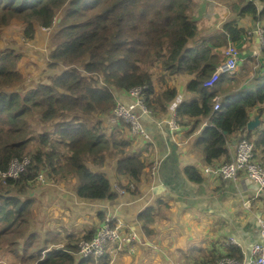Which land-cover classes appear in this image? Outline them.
Listing matches in <instances>:
<instances>
[{
  "label": "trees",
  "instance_id": "1",
  "mask_svg": "<svg viewBox=\"0 0 264 264\" xmlns=\"http://www.w3.org/2000/svg\"><path fill=\"white\" fill-rule=\"evenodd\" d=\"M61 8L65 12L50 37L47 62L48 69L60 71L48 77V82L19 90L24 82L19 68L22 54L11 47L0 49V170L7 169L13 157L30 156L26 171L17 179H8L0 189V250L11 246V264H106L109 260V248L100 258L78 260L77 244L70 241L51 247L43 238L44 246L39 248L29 233L34 200L10 193L25 192L29 184L36 182L38 173L45 171L52 181L70 182L76 178L75 192L82 199H116L108 175L87 165L91 161L101 168L105 154L113 148L116 173L134 183L133 188L128 182L121 186L137 194V183L148 166L146 154L126 153L127 140L117 139L112 133L106 135L99 121L87 123L79 117L95 115L100 120L98 114L109 113L115 105V91L147 85L145 106L164 113L166 104L176 95L174 87L165 86L166 78L194 75L186 91L196 99L178 105L176 121L182 124L185 118H209L198 140L208 164L220 159L229 161L226 145L230 138L244 134L241 129L250 119L251 109L257 110L258 119L264 112V74L257 71L258 67L252 82L260 78L262 84L230 102L224 101L228 97L224 93L217 110H213L217 89L202 86L219 61L213 51L223 44L219 37L224 42L239 40L246 33L238 26L244 16L264 21V0H238L232 6L235 16L222 24L221 32L201 41L196 38L191 0H0V30L20 21L23 37L32 40L37 29L52 27ZM260 54L264 56V48ZM152 69L158 70L156 84ZM226 85L230 90L237 89L240 81L229 80ZM154 86L161 88L156 91ZM151 94L153 99H149ZM34 120L51 125V129L34 135ZM259 122L261 128L248 130L245 136L254 143L255 156L258 153L264 165V121ZM32 140L38 147L29 152ZM184 173L191 180L201 179L192 166L185 167ZM104 216L98 214L100 224ZM154 217L153 206L138 214L142 231L150 239L154 237L150 228ZM94 233L88 229L81 238L89 239ZM19 240L22 243L17 248ZM222 257L241 261L243 253L238 246L228 244L209 263L203 260L196 264H215Z\"/></svg>",
  "mask_w": 264,
  "mask_h": 264
},
{
  "label": "crops",
  "instance_id": "2",
  "mask_svg": "<svg viewBox=\"0 0 264 264\" xmlns=\"http://www.w3.org/2000/svg\"><path fill=\"white\" fill-rule=\"evenodd\" d=\"M220 1H224V5L218 12L223 8L229 10L224 19L234 17L232 6L238 0ZM213 2L215 4V0ZM212 6L206 5L205 11L200 15H207ZM260 7L262 5L258 9ZM193 17L196 20L198 29L196 38L199 41L213 33L221 32L222 24L227 21L223 19L220 26L215 27L212 20L208 21L204 17L198 18L194 15ZM238 23L246 33L234 42L230 40L224 42L219 37V41L223 44L213 48V51L221 59L222 48L229 42L234 43L242 56L240 65L246 66L247 70L252 60L253 65L256 61L257 71L262 70L263 75L264 56L259 54L257 58H253L252 52L258 48L257 30L264 25V21H253L251 17L244 16ZM192 45L193 43L190 42V46ZM239 74L243 76L244 70ZM193 77L194 75H174L166 78L165 86L174 87L176 90L175 97L166 104V112L160 113L158 109L155 111L148 109L149 113L143 114L139 108L134 109L149 135L148 139L142 140L133 136L126 127L122 126V123L111 124L108 120L106 122L111 128L109 133H112L113 137L127 140V148L132 152L140 151L146 154L148 166L142 179L137 183V194L126 191L123 195L116 193L117 198L113 200L82 199L75 192L77 179L71 178L70 182L49 180L51 183L47 185L37 184L38 181L32 182L25 192L12 190L10 195L33 199L35 206L32 213L33 220L46 222L59 242H67L70 237L84 235L89 229L88 226H94L90 229L95 232L100 225L99 213L114 215L116 220L122 223L124 230H134L138 244L134 254L127 252L122 254L111 246L110 257L106 264H196L203 260V263H209L212 256H218V252L222 254L224 246L228 244L239 246L244 256L252 245L259 241L257 220L264 219V191L257 196L255 186L243 175L237 181H231L220 178L215 171H205L206 167H217L223 162V159H220L208 164L198 142L200 132L209 125L208 117L198 121L195 118H185L181 120L182 124L177 121L176 131L170 129L169 120L176 115L175 110L178 105L183 101L196 99L194 94L186 91V84ZM233 77H221L212 87L217 89L216 97L220 98V102L224 93H227L225 96H229L253 83L244 76L240 86L230 90L226 83ZM248 82L250 83L247 84ZM154 87L156 91L161 88ZM153 97L154 94H151L149 99ZM115 98L125 104L133 101L123 90L115 91ZM255 111V108L250 110V119L258 117L254 115ZM260 119L263 123L264 113L259 121ZM262 125L258 126L261 128ZM121 127L126 130L125 133ZM247 131L244 130L243 133L246 134ZM109 133L106 135H110ZM120 135L123 137L118 138ZM127 148H124L125 151ZM257 155L259 156L258 153ZM116 160L117 156L111 148L105 154L101 168L94 167L91 161L87 162L91 170L104 171L108 175L112 190L114 185H125L129 181L127 176H119L116 173ZM152 166H156L154 175L149 171ZM187 166H192L201 179L191 180L184 173V168ZM245 201H248V207L244 205ZM150 206H153L155 211L154 222L150 224L154 232V237L151 239L144 235L138 221V214ZM47 207H55V214L49 213ZM50 214L55 216L52 217V221H49ZM32 227L30 224V228ZM53 242L50 241L49 245L53 246Z\"/></svg>",
  "mask_w": 264,
  "mask_h": 264
},
{
  "label": "built area",
  "instance_id": "3",
  "mask_svg": "<svg viewBox=\"0 0 264 264\" xmlns=\"http://www.w3.org/2000/svg\"><path fill=\"white\" fill-rule=\"evenodd\" d=\"M259 45L256 50L252 52V57L257 58L264 48V26L258 27L257 30ZM242 56L234 43H227L222 48V58L219 59L211 74L204 79L202 85L205 88H212L216 82L223 76H236L239 74V65ZM257 67V62H254ZM147 90V85H137L128 89L127 93L133 101L129 104L121 101L115 102V105L109 113L98 114L100 119L111 124L125 123L128 125L127 129L133 136L140 137L142 140L149 138L141 124L138 115L134 109L139 108L141 113L148 114L149 111L144 103V93ZM213 110H217L221 106L220 98L215 97L213 100ZM169 127L171 130L178 129L176 115L169 120ZM230 144V145H229ZM230 159L227 162H222L217 167H206L205 171H215L222 179L237 181L243 175L247 181L255 186V194L260 195L264 191V165L255 156L254 143L249 141L245 134L239 135L235 144L231 141L226 145ZM30 165V156L23 155L22 157H13L7 169L0 170V181L5 183L8 179H17L24 173ZM151 175L156 172V166L150 168ZM36 181L43 185L50 184L47 179L45 171L39 172L36 176ZM129 187L133 188V183H128ZM114 192L117 194H124L127 190L121 185H114ZM246 207L249 206L248 201L244 202ZM258 237L259 241L254 243L249 252L244 255L241 261L222 257L215 264H264V219H258ZM123 225L119 220H116L114 215L107 213L104 220L99 225L93 236L89 239L81 238L77 242L78 260L89 257L100 258L104 255L108 246H114L117 251L124 254H134L136 252L138 237L134 230H124ZM233 242L234 239H233Z\"/></svg>",
  "mask_w": 264,
  "mask_h": 264
},
{
  "label": "rangeland",
  "instance_id": "4",
  "mask_svg": "<svg viewBox=\"0 0 264 264\" xmlns=\"http://www.w3.org/2000/svg\"><path fill=\"white\" fill-rule=\"evenodd\" d=\"M209 4H211L213 6L210 8L208 14L205 16H201L200 13L204 12L206 9V5H209ZM222 5H224V1H220V0H215V4H214L213 0H191V11L193 12L194 16H196L198 18H199V16L204 17L208 21L212 20L213 25L215 27L216 26L219 27L220 24L224 20H227L224 18L226 16L225 14H227V12L229 11L227 8H223L221 10V12H218V10L220 8H222ZM64 12H65V9L61 8L56 13V17H55V20H54L52 27H50L48 29H46V28L37 29L36 33L34 35V38L32 40L27 41L23 37V35H22V31H23L22 27L23 26H22L20 21H13L10 25L4 26L1 28V30H0V33H1V35H0V49H3L4 47H11V48L16 49L18 52H20L22 54L21 61L19 64V68H20V71L23 75L24 82H23V85L19 88V90H21V88H23L24 86L25 87H32V86H35L39 83L48 82V77H50L51 75H56V73L60 71L57 69H52V70L48 69L47 68V62L49 60V51L51 49L50 37L53 34V32L55 31V29H58V24L60 22L61 17L64 14ZM248 66H249V69L246 70V66L241 64L240 65V67H241L240 73H241V70H244V72L247 71V73H244L243 76L241 74H238L237 77L234 76L233 78H231V80L238 79L241 82L243 77L246 76V78L250 81L253 79V77L255 75H258L254 70L255 66L253 65V60H252V63L249 64ZM151 73L153 74V77H152L153 82L156 83L158 81V77H159L158 70L152 69ZM223 77H228V76H223ZM168 78H170V77H168ZM261 81H263V80L260 78L256 81H253L251 86H249L245 89H242L236 93L230 94L228 97L225 98L224 101L230 102L234 99L239 98L242 95H245L248 92L256 90L262 84ZM249 83L250 82H248L247 84H249ZM79 115H80L79 117L81 118V120L84 122H87V123H97L99 121L98 125H100V129L105 134H108L111 131V128L108 127L107 123L104 120H101V119L98 120L95 115H93L91 117L83 116L81 114H79ZM254 115L257 116V110L255 111ZM33 126H34V135H37L39 132L49 131L51 129V125L40 124L36 120H34ZM122 126L126 127V130H127V127H128L127 124L123 123ZM123 129L124 128H122V130ZM126 130H123L124 131L123 133H125ZM115 136H117V135H115ZM121 137H123V136H121V135L118 136V138H121ZM37 147H38L37 141L32 140L31 144L29 145L28 150H29V152H31V151H34ZM127 151H129V153L132 152V150L130 148H127ZM127 151H126V153H128ZM37 184H40V183H37ZM4 187H5V183L0 181V189H3ZM34 207L35 206H34V202H33L32 213L34 211ZM46 209L49 210V213L55 214L54 213L55 207H47ZM32 213H31V217H30V224L33 227L30 228L29 233H32V235H34V242H36V243L38 242L39 248L44 246L42 239L45 237L48 239L49 242L54 241L53 242L54 245L51 247L59 246V244L64 245L68 241L74 242L77 244V242L81 239V236L77 235V236L70 237L71 239L69 238V240L67 242H59L58 237H56L52 233V231L50 230V226H48L46 222H42V221L40 222V221L33 220V214ZM53 214H50L51 219H49V221L53 220L52 219V217L54 216ZM49 224L52 225L53 223H49ZM79 226H81V225H79ZM88 227L90 229V228H93L94 226H88ZM75 230H78V229H75ZM257 232H258V223H257ZM2 242L3 241L0 240V245ZM20 243H22L21 240H19L17 248L20 247ZM10 248H11V246L5 245V248L0 250V264H11L12 263L14 256L11 255L12 251H10ZM108 248L110 249L111 246H108L107 249ZM220 254H221L220 252L217 253V255H220ZM119 257H122V256H119Z\"/></svg>",
  "mask_w": 264,
  "mask_h": 264
},
{
  "label": "water",
  "instance_id": "5",
  "mask_svg": "<svg viewBox=\"0 0 264 264\" xmlns=\"http://www.w3.org/2000/svg\"><path fill=\"white\" fill-rule=\"evenodd\" d=\"M259 124V119L258 117H255L253 119H249L248 122L246 123V126L244 128L241 129V131H244V130H252L254 129L256 126H258ZM238 140V136L237 137H234L231 139V143L232 144H235Z\"/></svg>",
  "mask_w": 264,
  "mask_h": 264
},
{
  "label": "clouds",
  "instance_id": "6",
  "mask_svg": "<svg viewBox=\"0 0 264 264\" xmlns=\"http://www.w3.org/2000/svg\"><path fill=\"white\" fill-rule=\"evenodd\" d=\"M244 257V256H243Z\"/></svg>",
  "mask_w": 264,
  "mask_h": 264
}]
</instances>
